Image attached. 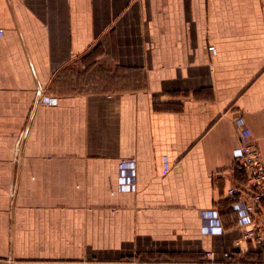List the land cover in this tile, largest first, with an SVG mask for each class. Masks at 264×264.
<instances>
[{"label": "crops", "instance_id": "obj_1", "mask_svg": "<svg viewBox=\"0 0 264 264\" xmlns=\"http://www.w3.org/2000/svg\"><path fill=\"white\" fill-rule=\"evenodd\" d=\"M0 28V264H264L228 195L237 118L264 161V0H0Z\"/></svg>", "mask_w": 264, "mask_h": 264}, {"label": "built area", "instance_id": "obj_2", "mask_svg": "<svg viewBox=\"0 0 264 264\" xmlns=\"http://www.w3.org/2000/svg\"><path fill=\"white\" fill-rule=\"evenodd\" d=\"M4 29L0 28V35ZM209 49L215 52V46ZM39 103L57 104V97L44 93L42 86L37 89ZM240 133V145L234 150L237 167L242 175L239 184L228 190L229 197L234 199L233 206L238 213V223L244 228L242 236L236 241L241 245L244 241H253L264 245V161L258 142L253 139L252 131L246 126L243 118L236 119ZM119 190L135 191L137 180V162L135 159H123L120 164ZM203 229L206 232H222L218 211H203ZM214 227V228H213ZM213 252H207L211 255ZM225 260L222 264H238L231 260L232 253L224 252Z\"/></svg>", "mask_w": 264, "mask_h": 264}, {"label": "rangeland", "instance_id": "obj_3", "mask_svg": "<svg viewBox=\"0 0 264 264\" xmlns=\"http://www.w3.org/2000/svg\"><path fill=\"white\" fill-rule=\"evenodd\" d=\"M109 68V67H108Z\"/></svg>", "mask_w": 264, "mask_h": 264}]
</instances>
